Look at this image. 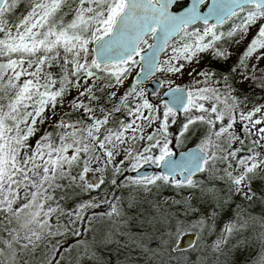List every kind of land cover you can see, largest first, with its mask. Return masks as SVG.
Listing matches in <instances>:
<instances>
[{
	"label": "snow or ice",
	"instance_id": "obj_1",
	"mask_svg": "<svg viewBox=\"0 0 264 264\" xmlns=\"http://www.w3.org/2000/svg\"><path fill=\"white\" fill-rule=\"evenodd\" d=\"M98 243L264 264V0H0V264Z\"/></svg>",
	"mask_w": 264,
	"mask_h": 264
},
{
	"label": "trees",
	"instance_id": "obj_2",
	"mask_svg": "<svg viewBox=\"0 0 264 264\" xmlns=\"http://www.w3.org/2000/svg\"><path fill=\"white\" fill-rule=\"evenodd\" d=\"M180 149V148H177ZM172 190L171 188H164L162 189V194L165 193H171ZM127 193H124V195ZM150 200H141L137 202V205L135 208H133L130 212L129 215H132L133 212H140V211H150L151 209V204L149 202ZM103 211H105V207H102ZM135 223V221L133 222ZM87 227V226H84ZM133 231H136L135 228H133ZM184 233H188L189 235H191L192 238H196L195 234L191 231H185ZM84 235H87L89 239L92 238L93 233L88 232L85 233ZM99 239V238H98ZM179 252H183L185 254H189V246H181L178 248ZM97 253L99 256V260L98 262H100V264H122L124 257L126 255H128V250L125 248H121L116 244H104V243H98L97 244ZM192 259H195V255H192Z\"/></svg>",
	"mask_w": 264,
	"mask_h": 264
},
{
	"label": "rangeland",
	"instance_id": "obj_3",
	"mask_svg": "<svg viewBox=\"0 0 264 264\" xmlns=\"http://www.w3.org/2000/svg\"><path fill=\"white\" fill-rule=\"evenodd\" d=\"M146 87H147V84H146ZM189 146H191V145H189ZM180 149H182V148H180ZM180 149H176V150H180ZM144 165H142V167H143ZM154 168H155V166H154ZM154 170H156V169H154ZM137 171V170H136ZM128 173H126V175H127ZM132 174H134V173H132ZM88 178L89 179H94L97 175H98V173H96L95 171H90L88 174ZM124 193H127V190H121V189H116V195H124ZM97 193L96 192H93L92 193V195H96ZM101 195H103V192L101 191V193H100ZM109 194H111V193H109ZM155 193H153V195H154ZM172 194V192L171 193H165V194H163L164 196H169V195H171ZM124 196H127V194H125ZM141 196H142V199H140L139 201H141V200H151V196H147V197H145L144 196V194L142 193L141 194ZM84 198H87V195H85L84 196ZM103 206H101L100 208H98V209H96V211L97 212H101L102 210H103V208H102ZM84 226H87V224H85ZM194 239H196V238H192L191 237V235H189L188 233H184L183 235H181V236H177L176 237V240H177V245H178V248L179 247H181V246H184L185 245V247L186 246H189V244H190V242H191V240H194ZM69 243H71V239H69ZM98 264H100V262H98Z\"/></svg>",
	"mask_w": 264,
	"mask_h": 264
},
{
	"label": "water",
	"instance_id": "obj_4",
	"mask_svg": "<svg viewBox=\"0 0 264 264\" xmlns=\"http://www.w3.org/2000/svg\"><path fill=\"white\" fill-rule=\"evenodd\" d=\"M146 84H147V90H148L149 94L153 91H160L161 90V85L157 82L156 79H150L148 82H146ZM180 151H183V150L175 151V154L177 157H178ZM153 170H154L153 165H144L143 167H141V169H138L136 171V173H139V172L147 173V172H151Z\"/></svg>",
	"mask_w": 264,
	"mask_h": 264
}]
</instances>
